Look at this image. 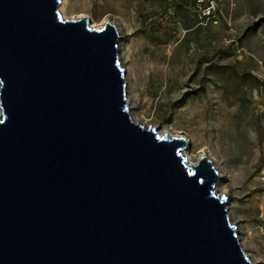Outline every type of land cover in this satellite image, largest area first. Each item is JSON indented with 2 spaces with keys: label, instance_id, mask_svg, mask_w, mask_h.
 Returning <instances> with one entry per match:
<instances>
[{
  "label": "water",
  "instance_id": "1",
  "mask_svg": "<svg viewBox=\"0 0 264 264\" xmlns=\"http://www.w3.org/2000/svg\"><path fill=\"white\" fill-rule=\"evenodd\" d=\"M0 0V264H252L220 176L132 122L120 35Z\"/></svg>",
  "mask_w": 264,
  "mask_h": 264
},
{
  "label": "rangeland",
  "instance_id": "2",
  "mask_svg": "<svg viewBox=\"0 0 264 264\" xmlns=\"http://www.w3.org/2000/svg\"><path fill=\"white\" fill-rule=\"evenodd\" d=\"M60 2L64 21L116 27L130 119L211 161L242 252L264 264V0Z\"/></svg>",
  "mask_w": 264,
  "mask_h": 264
},
{
  "label": "built area",
  "instance_id": "3",
  "mask_svg": "<svg viewBox=\"0 0 264 264\" xmlns=\"http://www.w3.org/2000/svg\"><path fill=\"white\" fill-rule=\"evenodd\" d=\"M204 1H205V0H200V3L204 2ZM210 7H211L213 10H210V11L207 10L206 17H207L208 19H214V4H213V2H212L210 5L207 6L208 9H209Z\"/></svg>",
  "mask_w": 264,
  "mask_h": 264
},
{
  "label": "bare ground",
  "instance_id": "4",
  "mask_svg": "<svg viewBox=\"0 0 264 264\" xmlns=\"http://www.w3.org/2000/svg\"><path fill=\"white\" fill-rule=\"evenodd\" d=\"M63 9H64V5L61 7V12L63 11ZM183 156H184L185 158H187V157H186L187 155H183ZM186 160H187V159H186ZM187 162H190V160L188 159Z\"/></svg>",
  "mask_w": 264,
  "mask_h": 264
}]
</instances>
